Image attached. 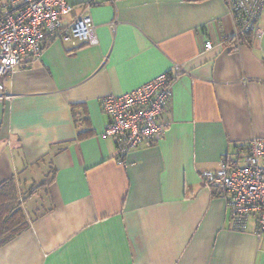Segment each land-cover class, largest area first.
<instances>
[{"label": "crops", "instance_id": "obj_1", "mask_svg": "<svg viewBox=\"0 0 264 264\" xmlns=\"http://www.w3.org/2000/svg\"><path fill=\"white\" fill-rule=\"evenodd\" d=\"M68 2L64 25L90 16L97 45L47 40L0 85V186L32 188L0 264H264L254 220L236 232L201 179L264 139V11L235 50L222 0ZM175 68L164 137L120 163L100 100Z\"/></svg>", "mask_w": 264, "mask_h": 264}, {"label": "built area", "instance_id": "obj_2", "mask_svg": "<svg viewBox=\"0 0 264 264\" xmlns=\"http://www.w3.org/2000/svg\"><path fill=\"white\" fill-rule=\"evenodd\" d=\"M114 2L115 0H106ZM228 7L235 31V50L249 35L261 38L259 23L264 0H222ZM73 6L68 0H3L0 7V85L25 59L42 57L45 42L59 39L74 46L97 45L93 19L77 18L66 27L64 18ZM211 49L212 43L207 42ZM179 69L162 74L123 95L100 100L108 118L104 136L116 141L117 160L140 147L151 146L166 132L163 115L173 97V84ZM79 123H83L77 115ZM203 185L216 192L230 211L232 228L239 233L254 220V233L264 238V139L254 138L235 154L225 155L215 171L202 173Z\"/></svg>", "mask_w": 264, "mask_h": 264}, {"label": "trees", "instance_id": "obj_3", "mask_svg": "<svg viewBox=\"0 0 264 264\" xmlns=\"http://www.w3.org/2000/svg\"><path fill=\"white\" fill-rule=\"evenodd\" d=\"M232 41L236 42L234 38ZM41 187L43 185L33 190L37 191ZM18 191L14 180L0 186V248L25 231L29 225Z\"/></svg>", "mask_w": 264, "mask_h": 264}, {"label": "rangeland", "instance_id": "obj_4", "mask_svg": "<svg viewBox=\"0 0 264 264\" xmlns=\"http://www.w3.org/2000/svg\"><path fill=\"white\" fill-rule=\"evenodd\" d=\"M43 172H44V170H41V172L39 171V174L43 175ZM31 191H32L31 187H25L24 186V187H22V189H19L18 193H19V198L21 200V203L29 198ZM42 200H43V194H39V195L35 196L34 198H32L31 200L28 201L29 203H27L26 208L28 210H30V207H34V208L36 206L39 207V205L40 206L42 205ZM24 207L25 206L23 205V208ZM25 215H26V213H25ZM26 219H27V216H26Z\"/></svg>", "mask_w": 264, "mask_h": 264}]
</instances>
